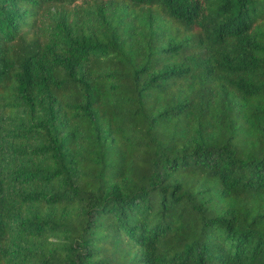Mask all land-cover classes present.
Returning a JSON list of instances; mask_svg holds the SVG:
<instances>
[{"label":"trees","instance_id":"16d2710c","mask_svg":"<svg viewBox=\"0 0 264 264\" xmlns=\"http://www.w3.org/2000/svg\"><path fill=\"white\" fill-rule=\"evenodd\" d=\"M3 118L0 264H264V0H0Z\"/></svg>","mask_w":264,"mask_h":264},{"label":"rangeland","instance_id":"374dc122","mask_svg":"<svg viewBox=\"0 0 264 264\" xmlns=\"http://www.w3.org/2000/svg\"><path fill=\"white\" fill-rule=\"evenodd\" d=\"M67 12L64 8H59V7H49L46 8L43 13L41 14V21H40V26L48 29H52L53 25L55 22L63 19L66 16ZM6 119H2L0 123V137L1 139H5V130L6 129V123L3 124L2 121ZM2 149H5L4 144L1 145ZM3 160H4V165L3 168L5 169L6 165L10 162V157L6 153V150L3 151Z\"/></svg>","mask_w":264,"mask_h":264}]
</instances>
